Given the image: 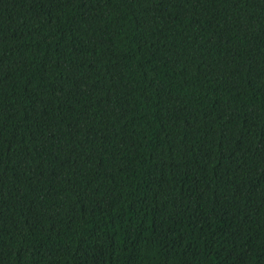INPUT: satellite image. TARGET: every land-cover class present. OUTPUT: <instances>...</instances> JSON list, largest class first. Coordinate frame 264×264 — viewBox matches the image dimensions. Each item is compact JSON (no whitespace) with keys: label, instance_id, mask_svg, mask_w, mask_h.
<instances>
[{"label":"trees","instance_id":"16d2710c","mask_svg":"<svg viewBox=\"0 0 264 264\" xmlns=\"http://www.w3.org/2000/svg\"><path fill=\"white\" fill-rule=\"evenodd\" d=\"M0 264H264V0H0Z\"/></svg>","mask_w":264,"mask_h":264}]
</instances>
